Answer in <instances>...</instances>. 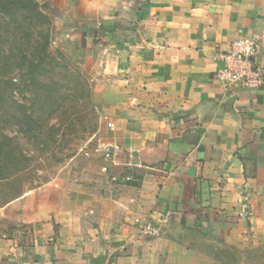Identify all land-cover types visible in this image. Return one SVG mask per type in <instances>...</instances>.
Returning <instances> with one entry per match:
<instances>
[{
    "label": "crops",
    "instance_id": "0c3cea01",
    "mask_svg": "<svg viewBox=\"0 0 264 264\" xmlns=\"http://www.w3.org/2000/svg\"><path fill=\"white\" fill-rule=\"evenodd\" d=\"M80 10L97 24L90 52L119 89L109 145L128 174L28 232L0 229V264H223L208 250L213 230L229 249L264 244V87L226 93L213 78L238 38L260 39L264 72V0H87Z\"/></svg>",
    "mask_w": 264,
    "mask_h": 264
},
{
    "label": "rangeland",
    "instance_id": "374dc122",
    "mask_svg": "<svg viewBox=\"0 0 264 264\" xmlns=\"http://www.w3.org/2000/svg\"><path fill=\"white\" fill-rule=\"evenodd\" d=\"M38 1L49 18L43 31L48 33L52 58L43 76H38L44 85L38 89L32 85L13 89L9 85L0 95V142L10 139L15 152L12 163L1 165L0 229L7 237L28 232L58 210H67L77 198L96 194L112 179L128 174L120 168L117 159L121 156L113 150L106 156L112 115L120 96L116 83L106 77L112 75L105 72L110 63L106 66L103 54L90 52L94 47L87 38L97 24L80 10L86 8L87 0ZM6 22L0 15V62L10 48L17 52L20 45L10 41L13 35ZM9 64L10 71L3 78L0 69V81L21 78L16 61ZM24 113L35 124H23ZM210 233V254L231 252L226 258L221 255L225 263L264 264V244L250 241L235 253L219 244L214 230ZM190 235L205 240L194 232ZM242 235L249 237L247 232Z\"/></svg>",
    "mask_w": 264,
    "mask_h": 264
},
{
    "label": "trees",
    "instance_id": "16d2710c",
    "mask_svg": "<svg viewBox=\"0 0 264 264\" xmlns=\"http://www.w3.org/2000/svg\"><path fill=\"white\" fill-rule=\"evenodd\" d=\"M0 15L8 20L5 25L12 31L11 35H13L10 41L20 43L17 52L9 47L6 56H2L0 62L1 77L3 78L10 71L11 66L9 63L14 61L17 63L15 68L21 73V78L18 81H9L8 79L0 81L2 83L0 95L3 89L9 88V85L13 89H19L20 85L27 89L32 85L33 88L38 89V86L44 85L41 83L39 75L43 76L42 71L47 70L52 61L51 54L48 51L49 36L48 33L43 31L49 23V18L42 12L38 0H0ZM18 16L19 19H17ZM12 25H14V30L10 28ZM29 45H32V48L28 47ZM27 47L30 48L29 51H27ZM38 91L35 92L36 97H38ZM24 117L23 124L28 125L30 122L35 124L31 116L24 113ZM19 126L23 125L20 124ZM9 144L10 139L6 138L0 142V178L2 177L1 165L12 163L15 157V152ZM230 250L235 253L240 252L236 249ZM222 254L226 258L231 252L222 251L217 254V257L215 256L221 263L227 264L221 257Z\"/></svg>",
    "mask_w": 264,
    "mask_h": 264
},
{
    "label": "built area",
    "instance_id": "2783aa9c",
    "mask_svg": "<svg viewBox=\"0 0 264 264\" xmlns=\"http://www.w3.org/2000/svg\"><path fill=\"white\" fill-rule=\"evenodd\" d=\"M259 41L258 37L238 38L230 43L226 51L217 55V60L222 63V67L214 73L213 78L221 85L223 91L228 93L235 85L252 90L264 87V72L253 61ZM110 128H113L112 124ZM114 149L115 147L107 145L106 156H109L108 152ZM142 230L143 233L152 237L158 235V231L150 223H147ZM104 264L114 263L107 260Z\"/></svg>",
    "mask_w": 264,
    "mask_h": 264
},
{
    "label": "water",
    "instance_id": "95a60500",
    "mask_svg": "<svg viewBox=\"0 0 264 264\" xmlns=\"http://www.w3.org/2000/svg\"><path fill=\"white\" fill-rule=\"evenodd\" d=\"M233 97H231V98H229L228 99V101H227V105L229 106V108H230V111H232L231 110V106H232V102H233ZM92 263L93 264H104V259L103 258H97V259H94L93 261H92Z\"/></svg>",
    "mask_w": 264,
    "mask_h": 264
}]
</instances>
